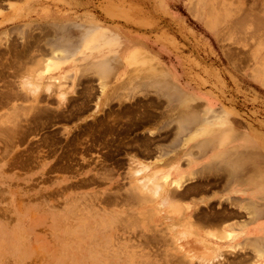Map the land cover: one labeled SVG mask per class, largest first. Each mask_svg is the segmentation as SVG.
<instances>
[{"label":"rangeland","instance_id":"374dc122","mask_svg":"<svg viewBox=\"0 0 264 264\" xmlns=\"http://www.w3.org/2000/svg\"><path fill=\"white\" fill-rule=\"evenodd\" d=\"M185 2L189 37H178L193 44L195 62L187 68L185 59L184 71L236 114L264 120L256 81L264 78V0ZM50 36L0 33V264H264L255 250L221 245L232 238H192L207 239L205 248L187 254L179 238H155L171 234L155 224L154 205L156 189L170 180L161 175L168 170L141 157L153 158L155 150L167 157L173 139L177 148L176 114L165 101L135 97L133 83L124 89L131 91L125 104L104 108L98 101L95 112L91 81L82 97L80 71L53 76L44 65ZM147 69L149 78L155 68ZM155 123L161 133L147 134Z\"/></svg>","mask_w":264,"mask_h":264},{"label":"crops","instance_id":"0c3cea01","mask_svg":"<svg viewBox=\"0 0 264 264\" xmlns=\"http://www.w3.org/2000/svg\"><path fill=\"white\" fill-rule=\"evenodd\" d=\"M184 3L0 0V33H51L52 51L44 65L54 68L53 76L69 78L72 67L80 71L76 84L82 97L91 81L97 87L95 112L98 101L104 108L125 104L131 91L125 95L124 89L131 83L138 99L169 104L177 116V148L173 139L167 157L156 150L153 158L141 157L156 170H168L161 175L170 180L164 191L156 189L154 205L160 207L155 224L169 227L171 234L155 238H179L186 254L200 245L205 248L207 239L199 245L192 238H232L221 245L234 241L264 257V120L236 114L221 96L184 71L185 59L187 68L195 62L193 44L178 37L179 31L189 37L187 16L180 11ZM184 24L188 28L180 29ZM149 67L155 70L148 78ZM263 79L256 81L264 89ZM196 105L201 111L194 124ZM146 130L161 133L162 124Z\"/></svg>","mask_w":264,"mask_h":264},{"label":"bare ground","instance_id":"6f19581e","mask_svg":"<svg viewBox=\"0 0 264 264\" xmlns=\"http://www.w3.org/2000/svg\"><path fill=\"white\" fill-rule=\"evenodd\" d=\"M225 8H226V7H225ZM220 10H221V9H220ZM261 10H262V9H261ZM221 11L223 12V8H222ZM250 12H251V11H250ZM255 12H256V11H255ZM253 13H254V12H252V14H253ZM222 14H223V13H222ZM257 14H258V12H257ZM248 15H249V14H248ZM253 15L255 16V14H253ZM258 15H259V14H258ZM240 16H241V15H240ZM250 16H251V15H250ZM256 16H257V15H256ZM221 17H222V16H221ZM221 17H220V18H221ZM251 17L253 18V16H251ZM261 17H262V16H261ZM217 18H218V17H217ZM254 18H256V17H254ZM258 18H259V17H258ZM261 19H262V18H261ZM220 20H221V19H220ZM238 20H240V19H238ZM243 20H244V19H243ZM243 20H242V21H243ZM246 20H248V18H247ZM249 20H250V19H249ZM253 20H255V19H252V21H253ZM242 21H241V22H242ZM250 21H251V20H250ZM257 21H258V20H257ZM233 22H234V21H233ZM241 22H240V23H241ZM245 22H246V21H245ZM254 23H255V22H254ZM263 23H264V22H263ZM246 24H247V23H246ZM252 24H253V23H252ZM259 24H260V23H259ZM234 25H235V24H234ZM236 25H237V24H236ZM253 25H254V24H253ZM210 26H211V25H210ZM237 26H238V25H237ZM240 26H241V25H240ZM242 27H243V26H242ZM244 27H245V26H244ZM244 27H243V28H244ZM254 27H255V25H254ZM261 27H262V26H261ZM231 29H232V28H231ZM260 29H261V28H260ZM237 31H238V30H237ZM260 32H261V30H260ZM241 33H242V32H241ZM261 33H262V32H261ZM36 53H37V52H36ZM30 54H31V53H30ZM30 54H29V55H30ZM35 55H36V54H35ZM33 58H34V57H33ZM42 60H43V59H42ZM15 61H16V60H15ZM18 63H19V62H18ZM30 63H31V62H30ZM25 65H26V64H25ZM32 66H33V65H32ZM54 82H55V81H54ZM52 83H53V82H52ZM13 132H14V131H13ZM18 133H19V132H18ZM12 134H13V133H12ZM15 134H16V133H15ZM5 135H6V134H5ZM8 136H9V135H8ZM159 152H160V151H159ZM152 175H153V174H152ZM152 175H151V176H152ZM147 176H148V175H147ZM145 178H146V177H145ZM161 184H163V182H162ZM144 185H145V184H144ZM153 185H154V184H153ZM158 185H159V184H158ZM146 186H148V185H146ZM163 186H164V185H163ZM140 187H141V186H140ZM164 187H165V186H164ZM147 188H148V187H146V189H147ZM149 188L151 189V185H150ZM149 188H148V189H149ZM161 188H162V186H161ZM150 189H149V190H150ZM170 190H171V189H170ZM145 191H146V190H145ZM175 191H176V190H175ZM151 193H152V192H151ZM168 193H169V192H168ZM113 194H114V193H113ZM145 194H146V193H145ZM147 194H148V193H147ZM150 195H151V194H150ZM153 195H154V194H153ZM153 195H151V196H153ZM173 195H174V194H173ZM146 196H147V195H146ZM146 196H145V199H146ZM148 197H149V196H148ZM200 197H201V196H200ZM143 198H144V197H143ZM151 199H152V198H151ZM143 200H144V199H143ZM149 200H150V198H148V201H149ZM154 200H156V199H154ZM149 203H150V202H149ZM176 203H177V202H176ZM172 204H173V203H172ZM172 204H171V205H172ZM178 205H179V204H178ZM178 205H177V206H178ZM180 205H181V203H180ZM179 208H180V207H179ZM183 208H184V207H183ZM181 209H182V208H181ZM151 215H152V214H151ZM151 217H152V216H151ZM165 217H166V216H165ZM147 218H148V217H147ZM149 218H150V217H149ZM149 218H148V219H149ZM188 223H189V222H188ZM189 224H190V223H189ZM177 225H178V224H177ZM183 226H184V225H183ZM180 227H181V226H180ZM165 229H166V228H165ZM153 232H154V231H153ZM163 232H164V231H163ZM167 232H168V231H167ZM204 232H205V231H204ZM159 235H160V234H159ZM153 236H154V235H153ZM162 236H163V235H162ZM206 236H207V235H206ZM159 238H160V236H159ZM164 238H165V237H164ZM254 250H255V249H254ZM258 251H259V250H258ZM234 254H235V253H234ZM255 257H256V256H255Z\"/></svg>","mask_w":264,"mask_h":264}]
</instances>
